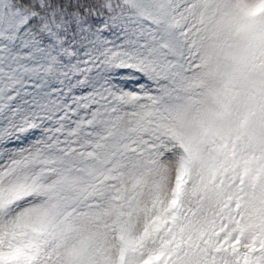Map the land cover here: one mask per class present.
Returning <instances> with one entry per match:
<instances>
[{
    "label": "snow or ice",
    "instance_id": "obj_1",
    "mask_svg": "<svg viewBox=\"0 0 264 264\" xmlns=\"http://www.w3.org/2000/svg\"><path fill=\"white\" fill-rule=\"evenodd\" d=\"M0 264H264V0H0Z\"/></svg>",
    "mask_w": 264,
    "mask_h": 264
}]
</instances>
